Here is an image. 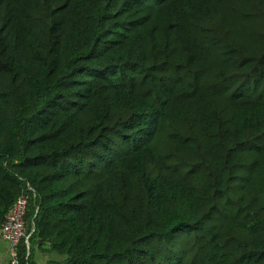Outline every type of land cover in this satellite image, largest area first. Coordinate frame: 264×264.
Returning a JSON list of instances; mask_svg holds the SVG:
<instances>
[{
	"label": "trees",
	"instance_id": "16d2710c",
	"mask_svg": "<svg viewBox=\"0 0 264 264\" xmlns=\"http://www.w3.org/2000/svg\"><path fill=\"white\" fill-rule=\"evenodd\" d=\"M22 193L53 264H264V0H0Z\"/></svg>",
	"mask_w": 264,
	"mask_h": 264
},
{
	"label": "built area",
	"instance_id": "2783aa9c",
	"mask_svg": "<svg viewBox=\"0 0 264 264\" xmlns=\"http://www.w3.org/2000/svg\"><path fill=\"white\" fill-rule=\"evenodd\" d=\"M29 210V196L22 193L17 197L10 209L6 221L0 227V238L7 242L10 246L11 264H19L18 248L23 241L29 244V237L27 234L28 223L26 216Z\"/></svg>",
	"mask_w": 264,
	"mask_h": 264
},
{
	"label": "rangeland",
	"instance_id": "374dc122",
	"mask_svg": "<svg viewBox=\"0 0 264 264\" xmlns=\"http://www.w3.org/2000/svg\"><path fill=\"white\" fill-rule=\"evenodd\" d=\"M33 211L32 207H30L28 216H27V223H28V229H27V234H31L33 231ZM26 246V264H53V263H66L67 262V256L58 254L54 251H51L50 249V244L49 243H44L42 246L38 245V240L35 239L33 240V244L30 243V238H29V244L27 245L25 241H23L18 248V255L19 251L21 248ZM22 259H19V262H21Z\"/></svg>",
	"mask_w": 264,
	"mask_h": 264
},
{
	"label": "crops",
	"instance_id": "0c3cea01",
	"mask_svg": "<svg viewBox=\"0 0 264 264\" xmlns=\"http://www.w3.org/2000/svg\"><path fill=\"white\" fill-rule=\"evenodd\" d=\"M0 264H11L10 246L0 238Z\"/></svg>",
	"mask_w": 264,
	"mask_h": 264
}]
</instances>
